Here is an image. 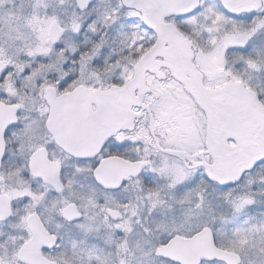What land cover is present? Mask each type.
<instances>
[{"label": "snow or ice", "instance_id": "snow-or-ice-1", "mask_svg": "<svg viewBox=\"0 0 264 264\" xmlns=\"http://www.w3.org/2000/svg\"><path fill=\"white\" fill-rule=\"evenodd\" d=\"M0 264H264V0H0Z\"/></svg>", "mask_w": 264, "mask_h": 264}]
</instances>
